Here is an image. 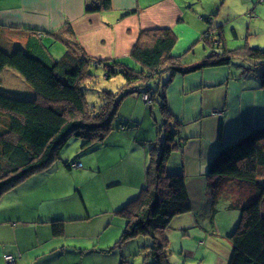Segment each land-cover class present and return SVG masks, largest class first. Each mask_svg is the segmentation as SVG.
Returning <instances> with one entry per match:
<instances>
[{"label": "trees", "instance_id": "trees-1", "mask_svg": "<svg viewBox=\"0 0 264 264\" xmlns=\"http://www.w3.org/2000/svg\"><path fill=\"white\" fill-rule=\"evenodd\" d=\"M100 7L109 8L110 0ZM88 9L98 10L99 6L90 5ZM67 32L72 30L68 28ZM47 33L65 41L67 50L61 58L51 54L40 31L33 30L25 42L14 44L0 33V198L30 175L45 169L71 135L84 138L86 147L95 140H105L123 100L150 92L154 102L148 105H160L164 141L161 148L155 145L151 151L140 194L118 211L127 223L115 246L123 249L128 242L141 238L146 247L144 264H171L167 231L172 221L191 212L193 205L185 175L170 173L167 167L170 157L180 147L177 141L180 127L170 111L165 91L178 75L230 66L232 58L226 45L218 39L224 50L222 54H212L200 63L186 65L172 55L177 37L171 29L143 30L131 55L140 67H134L121 59L96 61L78 43L67 41L59 33ZM240 50L243 60L252 64L243 67L242 75L258 78L264 89V50L249 46ZM95 62L104 68L107 78L122 73L126 83L120 92L105 90L103 103L89 107L85 85L93 77L90 68ZM8 70L22 76L32 94L19 96L1 87V77ZM167 73V79L162 80ZM10 113L20 120L12 121ZM20 125L19 135L15 137ZM263 168L264 124L221 147L209 165L207 181L214 205L228 182H238L249 190V200L244 197L240 198L246 201L231 200V208L240 209L241 218L228 235L232 246L228 264H264V183L259 180ZM216 211L214 208L213 213ZM62 221L52 222L58 233L63 232Z\"/></svg>", "mask_w": 264, "mask_h": 264}, {"label": "crops", "instance_id": "crops-1", "mask_svg": "<svg viewBox=\"0 0 264 264\" xmlns=\"http://www.w3.org/2000/svg\"><path fill=\"white\" fill-rule=\"evenodd\" d=\"M104 1L0 0V25L13 28L12 33L22 37V43L33 30L43 34L46 45L52 40L60 41L47 32L59 33L67 41L78 43L91 57L121 59L132 65V51L143 30L171 29L177 37V46L175 45L172 53L175 57H180L179 54H182L184 49L190 51L205 37L214 41L212 36H216L224 42V23L229 26L232 24L226 20L217 26L214 14L219 3H222V6L225 2L233 5L239 0H110L109 8L100 7ZM260 2L242 0V15L247 12L257 15L258 12L264 17V8H256ZM94 4H97L99 9L89 11L88 7ZM207 23L213 28L210 29ZM68 28L72 33L67 32ZM232 31L233 35L240 39L237 28L233 27ZM64 42L63 40L62 43ZM63 48L67 50L66 43ZM230 66L206 68L192 74L178 75L165 91L170 111L180 127V147L175 151L180 154V161L174 157L173 162L171 156L167 167L171 173L182 172L185 175L193 205L191 212L179 215L173 220H179L176 224L172 223L178 226L176 230L191 232V229L207 221L206 217H210L213 228L226 232L227 237L235 229V224L231 226L232 223L230 225L218 222L216 214L213 213V196L208 187L207 172L221 147L231 144L251 129L264 124V89L260 87L256 77H244L242 71H233ZM134 67H140L139 63ZM167 77L168 73L162 76ZM29 94L32 93L28 88L27 95ZM130 99L132 101L129 104H134L133 98ZM136 102L137 110L142 108L143 103L140 100ZM121 110L126 114L125 105L121 106ZM146 167L147 162L145 170ZM262 170L263 174L259 180L264 183V168ZM14 190L0 198V264H9V255L16 258L14 264H122L120 255L122 259H127L123 249L120 255L111 250L113 247L109 238L107 239L108 236H105V230L99 234H103L102 237H97V233L84 234L80 231L74 235V242L69 243L67 239H62L71 236L67 222L76 219L56 214L58 211L41 220L46 221L44 226L37 224L36 217L24 222L14 221L11 206L18 203L16 198L19 197L11 195ZM136 195L131 196L125 203ZM236 200L246 201L241 198ZM202 214L205 215L204 219ZM38 217L42 219L41 214ZM90 218L88 214L81 219ZM57 220H63L62 233H58L53 227L52 222ZM114 220L110 219L109 226L105 229H110ZM195 233L200 237V233ZM96 238L101 240L95 243ZM91 240H94L93 244H89ZM216 244L213 246L219 247L218 241ZM204 253L211 256V253H206L205 250ZM202 257L206 259L205 255ZM218 258V255L214 257V261ZM228 258L227 261L219 259L217 264H228Z\"/></svg>", "mask_w": 264, "mask_h": 264}, {"label": "rangeland", "instance_id": "rangeland-1", "mask_svg": "<svg viewBox=\"0 0 264 264\" xmlns=\"http://www.w3.org/2000/svg\"><path fill=\"white\" fill-rule=\"evenodd\" d=\"M253 2L255 3V0ZM243 5L242 0L233 5L225 2L222 6V3H219L214 14L217 18V26L226 20H229L232 24L229 26L226 22L224 23L226 25L222 40H224V46L226 45L229 56L232 58L230 67L233 71H243L244 66L252 67V64L248 61L245 62L240 55L241 48L249 46L264 50V17L256 11L257 15L254 12H247L242 15L244 13L242 11L244 10ZM256 8H264V2L258 3ZM207 25L211 28V24L207 23ZM233 27L237 28L240 39L233 35ZM12 31L13 28L0 25V33L8 41L12 44L15 42L22 43L23 38L18 37ZM212 37L214 41L204 39L197 43L193 49L191 48L190 51L184 49V52L179 54L180 57L178 58L183 61V64L190 65L200 63L212 54H222L224 50L220 46L219 38ZM47 45L56 59L61 58L66 51L63 48L64 43L61 41L52 40ZM93 58L96 61L99 60L98 57ZM130 60L133 61L132 65L136 66L137 63L131 58ZM90 71L93 77L85 85V88H87L86 101L89 107H99L103 103L102 93L105 90L120 92L126 83L122 73L113 74L110 78H107L104 68L98 62L94 63ZM1 78H3L1 87H5L8 92L19 94V96L27 94L28 86L18 73L8 70L3 73ZM166 79L162 78V80ZM145 93L150 94L151 103L154 102L152 94L150 92ZM143 94L129 96L123 100L121 106L125 105L126 114L122 112L120 106L118 118L113 121V129L105 140H95L92 145L86 147L84 138L71 135L45 169L30 175L18 184L11 194L19 196L16 198L18 203L11 206L13 220L24 222V220L36 217L37 224L44 226L46 221L42 222L41 220L47 218L46 216L54 211H58L56 214L68 215V219H76L67 222L71 236L62 237V239H67L69 243L74 242L76 241L73 238L76 237L74 235L80 231L84 234L97 233V237H102L103 234H99L105 230L107 231L105 236H108L107 239L109 238L111 247H113L111 250L120 255L122 249L115 245L125 228L126 219L117 210L131 196L140 194L145 182L146 170L144 166L146 162L148 164L150 161L153 147L156 145L161 148V143L164 141L160 105L153 104L149 106L148 104L151 103L144 101ZM130 98H133L134 101L132 105L129 104L132 101ZM136 100L143 103L141 104L142 108L138 110ZM1 112L4 114L5 111L1 110ZM10 116L12 121L20 120L19 117L11 113ZM10 116L8 115L9 118ZM20 129L21 125L15 130V137H18ZM177 137L178 141L179 133ZM176 152L173 153L171 158L173 162L174 157L177 161H180V154ZM75 163H81L82 165L73 168L72 165ZM67 165H70L71 168ZM240 185L238 182L227 183L224 185L223 195L215 202V205L213 203L214 208L217 210L215 212L217 221L229 223L230 225L232 223L231 226L235 224L233 228L238 226L241 211L240 209L231 208V200L240 197L249 200V190ZM35 199L38 200L35 201ZM200 206L202 207V205ZM40 214L42 219L38 217ZM88 214L91 217L90 219H81ZM201 217L204 219L205 215L202 214ZM110 219L115 220L110 229H105L109 226ZM206 220L202 225L191 229V232L176 230L178 226L171 224V228L167 231L171 249L169 254L171 264H217L219 259L227 261L231 250V242L226 236L227 233L213 228L210 217H206ZM174 221L172 223L176 224L179 220ZM195 232L200 233V237H197ZM146 238L150 241V238ZM140 239L133 240L135 242L132 241L131 244L128 242L123 247V251L127 256L124 264H144V249L146 247L143 246L144 243L140 242ZM99 240L101 238H96L95 243ZM91 241L89 244H93L94 240ZM216 241H218L219 247L213 246V244L217 245ZM204 250L206 253H211V256L206 255ZM204 255L206 259L202 257ZM217 255L219 258L214 261V257H217ZM120 257L122 262V256L120 255Z\"/></svg>", "mask_w": 264, "mask_h": 264}, {"label": "built area", "instance_id": "built-area-1", "mask_svg": "<svg viewBox=\"0 0 264 264\" xmlns=\"http://www.w3.org/2000/svg\"><path fill=\"white\" fill-rule=\"evenodd\" d=\"M261 2H264V0H260ZM150 96V94H148V93H144L143 94V99H144V101L146 102V103H151V98L149 97ZM81 163L79 164V163H75L74 165H73V167L74 168H78V167H81ZM7 261H8V263L9 264H14L15 262H16V258L13 256V255H9L8 257H7Z\"/></svg>", "mask_w": 264, "mask_h": 264}]
</instances>
